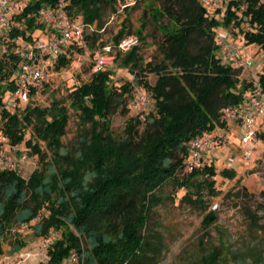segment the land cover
<instances>
[{
	"label": "trees",
	"instance_id": "16d2710c",
	"mask_svg": "<svg viewBox=\"0 0 264 264\" xmlns=\"http://www.w3.org/2000/svg\"><path fill=\"white\" fill-rule=\"evenodd\" d=\"M117 1L24 0L15 16L21 27L12 25L0 34V133L5 138L1 145L13 149L25 142L38 160L28 177L15 168L0 167L1 254L23 249L27 242L16 227L31 224L33 238L58 233L46 250L47 263L39 264H61L72 251L83 264H150V242L144 231L152 208L160 202L157 190L171 180L186 188L183 200L204 210L210 202L201 190L219 194L213 161L187 167L190 144L206 131L229 125L224 109L240 103L253 90L254 80L241 78L242 68L221 59L216 29L237 28L247 45L256 44L264 52V0H221L215 8L201 0H141L148 2L141 27L151 17L162 35L157 47L160 58L142 62L139 42L128 51H116L115 62L129 68L134 78L121 86H115L111 67L93 66L90 80L70 93V106L78 111L80 123L73 150L62 141L69 120L62 100L53 97L49 105L35 104L38 85H29L26 103L7 105L25 62L23 47L41 39L40 34L46 37L51 29L41 18L44 8L57 10L64 4L72 19L94 27L52 58L48 68L66 67L72 49L86 48L95 56L108 43L116 45L130 35L144 39L142 28L133 30L126 15L111 42L103 40L107 28L103 17L107 10L115 11ZM245 23L249 28H243ZM147 71L156 75L154 83L147 80ZM256 80L264 87V70ZM135 84L150 93L153 107L130 116L123 136H116L110 118L128 113ZM29 127L32 133L25 139ZM221 173L228 178L236 175L232 167ZM233 195L239 196V191ZM216 220L215 211L208 210L201 229ZM225 258L222 246H213L201 255L199 264H226ZM254 264H264V254L257 255Z\"/></svg>",
	"mask_w": 264,
	"mask_h": 264
},
{
	"label": "rangeland",
	"instance_id": "374dc122",
	"mask_svg": "<svg viewBox=\"0 0 264 264\" xmlns=\"http://www.w3.org/2000/svg\"><path fill=\"white\" fill-rule=\"evenodd\" d=\"M147 3L141 0H118L115 11L109 9L103 17L107 28L102 36L104 41L111 42L123 19L128 15L132 29L142 28L145 35L144 39L139 38L138 45L139 56L144 63L160 58L157 47L162 37L154 27L151 17L147 18L146 25L141 27L142 12ZM125 4L128 5L127 9ZM243 28H249L248 23H245ZM216 30L217 38L219 34H226L227 39L232 38L231 40L243 44V53L252 59V65L242 68L240 77L246 80L256 79L258 73L264 70V52L256 44L247 45L237 28L233 30L220 26ZM40 36L45 38L44 34ZM69 55L71 62L66 67L59 70L52 67L47 69L45 80L38 85L32 100L35 104L46 106L56 97L67 106L69 120L62 141L66 149L73 150L77 145L80 123L78 111L70 106V93L82 82L90 80L95 61L94 53L86 48L84 51L72 49ZM110 67L114 70L115 86L134 80L129 68L122 67L117 61L114 60ZM146 77L151 83L156 80V75L152 72L147 71ZM138 86L135 84L128 99V113L117 112L110 118L111 130L116 136H123L126 121L130 116L138 112L145 114L153 107V100L148 91L147 104L140 108L132 107ZM243 132L238 123L210 132L217 144L204 158L207 163L214 162L217 172L214 186L219 190V194L212 196L205 187L201 190L204 200L210 202L206 210L183 200L186 188L177 187L171 180L157 190L160 202L152 208L151 218L144 231L146 239L150 242V264H199V259L206 250L219 245L226 253V264H254L255 257L260 253L264 254V125L259 127L256 136L250 141L249 157L244 155L245 146L241 144ZM31 133L32 128H27L25 139L29 138ZM41 148L47 152L44 143H41ZM3 149L4 154L10 156V167L17 169L23 177H28L37 165V155L30 154L31 149L25 142L17 145L16 149H7L5 146ZM22 155H25L24 159L21 158ZM228 167L235 169V177L222 175L221 171ZM178 175L181 176L182 172ZM235 191H239V196L233 195ZM191 196L195 198V195ZM210 209L215 211L217 220L205 232L201 229V221ZM16 228L20 231L19 236L27 242L23 249L37 251L36 246L32 244L36 238L32 237L31 224ZM35 261L31 257L19 264H35Z\"/></svg>",
	"mask_w": 264,
	"mask_h": 264
},
{
	"label": "built area",
	"instance_id": "2783aa9c",
	"mask_svg": "<svg viewBox=\"0 0 264 264\" xmlns=\"http://www.w3.org/2000/svg\"><path fill=\"white\" fill-rule=\"evenodd\" d=\"M201 1L204 5L215 8L221 0ZM63 5L61 4L57 10L48 7L40 11L41 18L51 26V29L45 38L38 39L23 47L22 54L25 62L20 67L16 79L17 85L11 92L7 105L26 103L29 99L28 86L40 85L45 80L47 68L52 64V58L63 52L74 39L82 38L85 29L90 31L94 29L91 25L72 19L63 9ZM23 6L24 0H0V34L8 32L12 25L21 27V21L15 19V16L22 10ZM138 42V38L131 35L123 38L116 45L108 43L104 46L103 51L94 56L95 70L110 67L114 63L116 51H128ZM217 42L219 55L224 62L232 63L239 68H248L252 65V59L243 53L244 48L235 41L227 39L226 34H219ZM253 80V90L245 93L240 103L225 108L223 116L230 122H237L243 128L241 140L245 146L244 155L246 157L251 155L250 141L256 136L259 127L264 125V87L258 80ZM136 89L137 94L132 102V107L140 108L147 104L149 95L141 86ZM4 140L5 138L0 133V167H10L12 163L10 156L4 154L1 145ZM216 144L217 141L214 136L207 131L193 139L190 144L187 167L193 169L201 166L205 161L204 155L213 150ZM21 158L24 159L25 155H22ZM57 235L56 231H51L48 236L40 237L32 242L37 251L30 252L21 249L13 254L0 253V264H19L26 259H31V257L36 260L35 264L47 263L46 250ZM61 264H83V261L76 251H72Z\"/></svg>",
	"mask_w": 264,
	"mask_h": 264
},
{
	"label": "crops",
	"instance_id": "0c3cea01",
	"mask_svg": "<svg viewBox=\"0 0 264 264\" xmlns=\"http://www.w3.org/2000/svg\"><path fill=\"white\" fill-rule=\"evenodd\" d=\"M235 123H237V122H233V121H231L230 122V125L232 126V125H235ZM241 144H242V140H241ZM244 146V145H243Z\"/></svg>",
	"mask_w": 264,
	"mask_h": 264
}]
</instances>
